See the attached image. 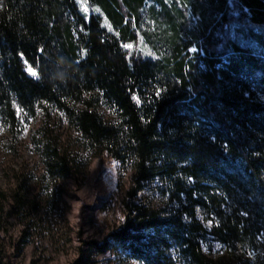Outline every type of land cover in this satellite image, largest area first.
Listing matches in <instances>:
<instances>
[{
  "label": "trees",
  "instance_id": "trees-1",
  "mask_svg": "<svg viewBox=\"0 0 264 264\" xmlns=\"http://www.w3.org/2000/svg\"><path fill=\"white\" fill-rule=\"evenodd\" d=\"M87 2L99 12L0 0V122L17 134L40 111L51 135L56 112L131 171L123 221L99 251L219 264L211 238L238 264H264V0ZM49 150L54 169L75 165Z\"/></svg>",
  "mask_w": 264,
  "mask_h": 264
},
{
  "label": "rangeland",
  "instance_id": "rangeland-1",
  "mask_svg": "<svg viewBox=\"0 0 264 264\" xmlns=\"http://www.w3.org/2000/svg\"><path fill=\"white\" fill-rule=\"evenodd\" d=\"M77 1L87 16L99 12L87 0ZM240 26L233 25V34L258 47ZM100 112L111 115L105 107ZM42 126L40 111L22 120L17 134L0 122V264H132L98 250L123 221L131 171L119 174L117 162L84 145L64 116L53 113L51 135ZM49 148L68 155V163L73 157L76 166L67 173L54 169ZM204 250L219 264H238L211 238Z\"/></svg>",
  "mask_w": 264,
  "mask_h": 264
},
{
  "label": "snow or ice",
  "instance_id": "snow-or-ice-1",
  "mask_svg": "<svg viewBox=\"0 0 264 264\" xmlns=\"http://www.w3.org/2000/svg\"><path fill=\"white\" fill-rule=\"evenodd\" d=\"M97 11H98V9H97ZM125 48L131 49V48H133V45L132 44H126ZM148 54L151 55V53H148ZM29 70L31 71V69H29Z\"/></svg>",
  "mask_w": 264,
  "mask_h": 264
}]
</instances>
